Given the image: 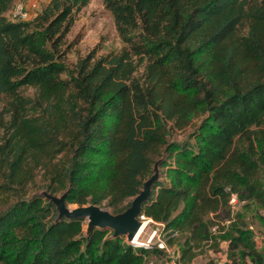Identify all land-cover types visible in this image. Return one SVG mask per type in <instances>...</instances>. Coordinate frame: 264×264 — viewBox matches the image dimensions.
I'll list each match as a JSON object with an SVG mask.
<instances>
[{
	"label": "trees",
	"instance_id": "obj_1",
	"mask_svg": "<svg viewBox=\"0 0 264 264\" xmlns=\"http://www.w3.org/2000/svg\"><path fill=\"white\" fill-rule=\"evenodd\" d=\"M15 1L0 0V101L11 98L0 111V162L9 176L20 178L33 155L46 191L119 213L159 160L166 179L154 182L142 213L163 226L179 264L222 241V264H264L245 218L264 209V0H103L124 46L73 65L67 36L90 0H48L32 20L9 16ZM25 86L53 109L26 120ZM200 115L187 141L171 139ZM56 152L65 159L54 162ZM37 191L0 212V264H144L167 254L109 228L87 233L84 218L59 216Z\"/></svg>",
	"mask_w": 264,
	"mask_h": 264
},
{
	"label": "rangeland",
	"instance_id": "obj_2",
	"mask_svg": "<svg viewBox=\"0 0 264 264\" xmlns=\"http://www.w3.org/2000/svg\"><path fill=\"white\" fill-rule=\"evenodd\" d=\"M21 1L24 2L29 12L32 14V17L29 19L32 20L35 17L36 12L41 10L48 0H16L15 2L17 3ZM9 16H12V13L11 15L9 14ZM241 31L244 35L248 33L245 24L241 25ZM67 42L70 44V49L66 58L69 65H73L79 57L87 55L92 50H96V54L101 55L110 51H119L124 46V42L116 29L114 16L112 12L106 8L103 0H90L88 5L82 8V10L77 14L75 23L67 36ZM19 97H21L26 106L24 111L26 120H32L41 113H48L50 108L53 109L52 104H49L46 100H44L40 96L38 89L33 86L23 87L19 91ZM10 99L11 98L9 96L2 98L0 101V111L5 110L6 106H8V103L10 102ZM3 114L4 122H6L11 115L9 113V109L4 111ZM203 117L204 115L196 117L192 124L185 129L172 131L171 139L187 141L190 133L197 130ZM26 131L34 135V130L32 128L26 129ZM6 135V130L0 121V152ZM190 141L194 142V140ZM51 148L57 149L59 146L56 144L54 147H48V149ZM41 153L42 152H40V154ZM43 153H45V151H43ZM50 153L52 154V152ZM65 155L66 152H56L54 162L64 160ZM0 160H2L1 157ZM155 162L159 164V160ZM156 163H154V172ZM22 166L20 178H14L9 176L8 167L6 165L4 166L0 162V212L4 211L19 198H28L37 190V192L41 194L45 191L49 177L45 172V168L42 166V162L39 163L34 159L33 155H29L23 160ZM166 169L165 165H158L159 176L163 175V179H166L164 172ZM46 192L50 193L48 191ZM50 194L59 197L62 195V191ZM105 204L106 202H103L101 206L112 211L111 207H107ZM77 205L78 204L76 203L68 204L69 207H76ZM242 205L243 203L235 201L233 203L234 210L240 209ZM245 212V218L250 227L254 230L257 244L261 248L264 247V209H253ZM143 221L147 222L146 220ZM85 228L87 232V219H85ZM162 228L163 226L160 223L155 221L148 222L135 244L155 246L160 240H165L169 236ZM228 244L229 243L227 241H222L219 251L217 252H214V250L210 247H205V249L199 253V256L195 258L191 264H222L224 262H222L223 254L227 251ZM173 248L178 257L176 244L173 247H170L171 250H173ZM160 260V256L151 255L147 258V261H145L144 264H163Z\"/></svg>",
	"mask_w": 264,
	"mask_h": 264
},
{
	"label": "water",
	"instance_id": "obj_3",
	"mask_svg": "<svg viewBox=\"0 0 264 264\" xmlns=\"http://www.w3.org/2000/svg\"><path fill=\"white\" fill-rule=\"evenodd\" d=\"M159 178L158 163L155 166V172L148 178L141 191L132 198L127 208L119 213H113L106 207L97 204L77 205L69 207L66 202L67 192L61 196H55L42 192L47 198L52 200L59 211V216L68 218L82 217L87 219V233L94 227L109 228L114 231V235L122 234L127 237L129 242H134L135 234L143 220L139 218L142 214L143 203L146 202L152 191V185Z\"/></svg>",
	"mask_w": 264,
	"mask_h": 264
},
{
	"label": "built area",
	"instance_id": "obj_4",
	"mask_svg": "<svg viewBox=\"0 0 264 264\" xmlns=\"http://www.w3.org/2000/svg\"><path fill=\"white\" fill-rule=\"evenodd\" d=\"M13 19H23L28 20L32 17V14L29 12L28 8L24 4V2H17L15 3L14 7L9 11V14ZM235 201H237L236 195H233L231 198V203L233 204ZM140 219L146 220L147 222L154 221L151 217H148L145 213H142L139 216ZM156 245H158L161 248H164L167 252H171L170 247L166 244L164 240H160Z\"/></svg>",
	"mask_w": 264,
	"mask_h": 264
},
{
	"label": "crops",
	"instance_id": "obj_5",
	"mask_svg": "<svg viewBox=\"0 0 264 264\" xmlns=\"http://www.w3.org/2000/svg\"><path fill=\"white\" fill-rule=\"evenodd\" d=\"M175 249H176V247H175ZM226 259H227V255H226V251H225L224 254H223L222 262L225 261ZM160 261L163 262V264H178L177 263V255L175 254L174 248H173V250H171V252H167V254L165 256L161 257Z\"/></svg>",
	"mask_w": 264,
	"mask_h": 264
},
{
	"label": "bare ground",
	"instance_id": "obj_6",
	"mask_svg": "<svg viewBox=\"0 0 264 264\" xmlns=\"http://www.w3.org/2000/svg\"><path fill=\"white\" fill-rule=\"evenodd\" d=\"M148 222L143 221V223L140 225L139 229L137 230L135 234V239L134 241L137 242L138 238L141 235V232L144 230L145 226H147Z\"/></svg>",
	"mask_w": 264,
	"mask_h": 264
}]
</instances>
